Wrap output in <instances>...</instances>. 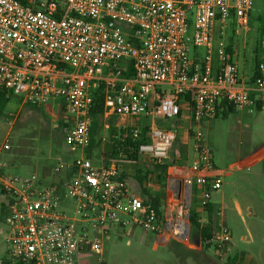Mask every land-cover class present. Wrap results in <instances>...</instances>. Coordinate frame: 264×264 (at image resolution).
<instances>
[{
	"label": "built area",
	"instance_id": "1",
	"mask_svg": "<svg viewBox=\"0 0 264 264\" xmlns=\"http://www.w3.org/2000/svg\"><path fill=\"white\" fill-rule=\"evenodd\" d=\"M252 9L253 0H0V90L34 107L59 102L68 123L67 155L48 173H9L1 157L11 143L0 145L9 258L106 264L105 237L128 226L155 234L156 244L202 245L191 212L201 228L208 223L211 191L221 188L223 177L203 128L214 123L223 103L254 112L252 91H264V60L255 66L252 84L245 83L236 52L223 38L229 23L249 31ZM101 87L103 146L111 142L109 154H117L108 163L102 146L97 166L91 109ZM185 106L186 144L194 159L167 174L164 188L150 175L147 191L159 196L156 185L163 191L155 207L123 178L119 163L134 165L137 155L148 164H174L171 150ZM118 117L152 122L113 126ZM156 118L174 124L160 127ZM112 126L116 132L108 136ZM213 228L208 242L224 249L229 230L216 219Z\"/></svg>",
	"mask_w": 264,
	"mask_h": 264
},
{
	"label": "rangeland",
	"instance_id": "2",
	"mask_svg": "<svg viewBox=\"0 0 264 264\" xmlns=\"http://www.w3.org/2000/svg\"><path fill=\"white\" fill-rule=\"evenodd\" d=\"M219 37L216 35L215 44ZM223 38L236 52L235 60L240 73H244L246 79L251 78L256 61L264 58V0H253L249 31L229 23ZM2 106L0 145L8 139L11 150L1 160L7 163L9 173H40L54 168L59 159L67 155L64 133L57 131L59 120L64 117L59 102L50 101L46 106L34 109L23 104L21 97L13 96ZM117 121L144 125L151 123L152 119L136 122L118 117ZM104 124L103 119L102 129ZM155 124L164 127L174 124V121L156 118ZM180 127L182 131L171 150L175 163L180 153L186 150L185 127ZM203 132L213 153L214 166L229 168L264 148V110L251 113L248 110L226 109L225 113L219 112L214 123L204 127ZM59 135V139L55 138ZM189 155L190 165L192 151ZM99 156V150H95L93 163L97 166L101 164ZM185 159L186 155L181 161ZM147 164L141 161L140 167L146 170ZM136 170L135 165L124 169L131 182L138 187L133 178ZM155 190L159 192L160 186L156 185ZM6 202L0 193V261L9 258L5 242L9 231L5 222ZM210 202L216 208V221H223L230 232V242L224 247L228 250L226 254L213 248L205 252L202 245L188 247L177 241L156 244L155 234L128 226L113 228L105 237L106 264H228L229 257H237L235 264H264V160L223 176L221 188L211 191ZM193 207L196 208V203Z\"/></svg>",
	"mask_w": 264,
	"mask_h": 264
},
{
	"label": "trees",
	"instance_id": "3",
	"mask_svg": "<svg viewBox=\"0 0 264 264\" xmlns=\"http://www.w3.org/2000/svg\"><path fill=\"white\" fill-rule=\"evenodd\" d=\"M24 2V0H21ZM259 61H256L255 66L257 65ZM254 80V76L251 79V81ZM13 95H9L0 90V110L3 107L2 104L9 101ZM104 98H105V93H104V88H98L95 93H94V103L93 107L91 109V117H92V126H91V151L94 150H99L103 146V114H104ZM262 103L257 104V109L258 111L264 110V108L261 105ZM30 106V105H28ZM34 109H39L40 107H34L30 106ZM223 108H227L228 110H234L235 106L233 104L229 103H223ZM59 126L57 131H60L61 133H64V127L68 126V123L64 121L63 118L59 120ZM116 131L114 130V127L107 132V135L110 136L111 134L115 133ZM55 138L59 139V136H55ZM117 153L111 155V154H104L107 162L109 163L110 160L114 159V156ZM133 160L136 163L137 170H136V175L134 176V179L139 183L141 192L144 195L148 196V199L154 204L155 207H159L161 204L162 197L161 196H154L150 191H147L145 188L146 182L149 180L150 175L155 176V183L160 185L162 188L165 187L166 185V179H167V174L163 171V168L167 167V165H157V164H150L147 165L148 169L143 171V169L140 167L141 166V161L140 158L137 155H133ZM122 163V162H121ZM152 165V166H151ZM151 166V167H149ZM50 169H44L43 173H48ZM126 172L123 173V178H126ZM208 223L204 227H200V225L197 223V213L195 211L191 212V223L193 227L199 232L201 239H202V248L205 252H207L210 249H215L217 252H224L225 254L228 252L227 249H220L218 248L217 245L208 242V239L211 237V234L214 230V221L216 217V208L212 203L209 204L208 206ZM237 261V257H229L228 264H235ZM3 264H24L20 261H14L11 258H5L3 259Z\"/></svg>",
	"mask_w": 264,
	"mask_h": 264
},
{
	"label": "crops",
	"instance_id": "4",
	"mask_svg": "<svg viewBox=\"0 0 264 264\" xmlns=\"http://www.w3.org/2000/svg\"><path fill=\"white\" fill-rule=\"evenodd\" d=\"M262 60H264V58L262 59ZM262 60H259V61H262ZM254 71H255V65H254V68H253V75H252V77L251 78H249V79H246V78H244V82L245 83H247V84H252V81H251V79L253 78V76H254ZM243 77H245L244 76V73H243ZM252 96L257 100V104L258 103H262V98L264 97V91L263 92H259V91H256V90H254V91H252ZM262 105V107L264 108V106H263V103L261 104ZM226 109L227 108H223V107H221L220 109H219V112H223V113H225L226 112ZM235 110H237L236 108H235ZM256 111V110H255ZM183 112H184V121H183V125H184V127H185V130H184V132H185V135H186V141L188 140V138H187V127H188V121H189V115H190V111H189V107H184V110H183ZM218 116V115H217ZM111 124L114 126V125H117V124H121L122 122H118L117 121V118H113L111 121ZM206 126H208V125H206ZM182 130H181V127H180V132H181ZM104 147V146H103ZM189 152H190V148L188 147V145L186 144V150H184L183 151V154L181 155V157H179V158H177V159H175L176 160V163L174 162V164H172L171 166L170 165H168L167 164V167H165V168H163V171L166 173V174H168L169 175V173L170 172H172L173 170H175V169H178V167H186V168H188L190 165L188 164V158H189ZM182 153V152H181ZM184 155H186V159L184 160V161H181V158H184ZM193 159H194V155H193ZM177 160H179V161H177ZM262 160H264V148H262V149H260V150H258L257 152H255L254 154H252V155H250L249 157H247V158H245L244 160H241V161H239L237 164H235V165H231L229 168H226V169H219L220 171H222L223 172V176H225V175H227V174H229V173H231V172H233V171H235L236 169H238V168H241V169H245V168H248V167H251V166H254V165H256V164H258L260 161H262ZM125 167L126 166H130V164H126V163H122ZM132 165V164H131ZM135 166H136V164H134ZM147 165H150V164H147ZM152 166V165H151ZM151 166H149V167H151ZM125 167H124V169H125ZM152 168V167H151ZM146 169H148V166H147V168ZM143 171H145V170H143ZM125 172V171H124ZM123 172V173H124ZM127 174V173H126ZM136 175V171H135V174L133 175V178H134V176ZM154 178H155V176H153ZM126 179L135 187V184H133L132 182H131V179H130V175L129 174H127L126 175ZM135 180V179H134ZM135 182L138 184V187H135V188H137L138 189V191H141V188H140V185H139V183L135 180ZM145 185V184H144ZM160 194H161V191H159V196H160Z\"/></svg>",
	"mask_w": 264,
	"mask_h": 264
},
{
	"label": "water",
	"instance_id": "5",
	"mask_svg": "<svg viewBox=\"0 0 264 264\" xmlns=\"http://www.w3.org/2000/svg\"><path fill=\"white\" fill-rule=\"evenodd\" d=\"M103 151L107 154L113 152V144L111 142H107L104 144ZM197 244H199L200 240H196Z\"/></svg>",
	"mask_w": 264,
	"mask_h": 264
}]
</instances>
